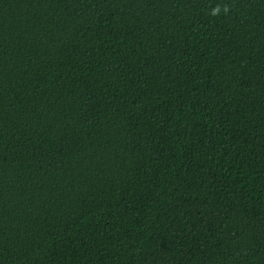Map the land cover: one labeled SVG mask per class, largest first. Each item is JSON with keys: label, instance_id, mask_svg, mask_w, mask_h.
<instances>
[{"label": "trees", "instance_id": "1", "mask_svg": "<svg viewBox=\"0 0 264 264\" xmlns=\"http://www.w3.org/2000/svg\"><path fill=\"white\" fill-rule=\"evenodd\" d=\"M0 264H264V0H0Z\"/></svg>", "mask_w": 264, "mask_h": 264}]
</instances>
